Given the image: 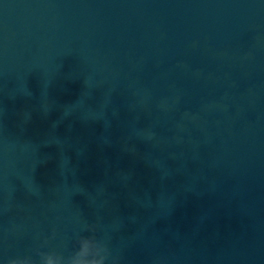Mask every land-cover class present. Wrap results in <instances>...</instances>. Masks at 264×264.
<instances>
[{
  "label": "water",
  "instance_id": "obj_1",
  "mask_svg": "<svg viewBox=\"0 0 264 264\" xmlns=\"http://www.w3.org/2000/svg\"><path fill=\"white\" fill-rule=\"evenodd\" d=\"M91 226L118 264H264V0H0V264Z\"/></svg>",
  "mask_w": 264,
  "mask_h": 264
},
{
  "label": "clouds",
  "instance_id": "obj_2",
  "mask_svg": "<svg viewBox=\"0 0 264 264\" xmlns=\"http://www.w3.org/2000/svg\"><path fill=\"white\" fill-rule=\"evenodd\" d=\"M87 242L96 246L103 255L99 258L98 264H108L109 259L111 258L112 264H118L119 257H112L111 249L108 242L96 234L95 226H91V233L87 235H80L77 239V246L75 249L68 255L58 252H48V255H56L62 261V264H71L73 259L79 257L81 248L84 243ZM9 264H35V261L30 256L25 257H15L9 260ZM82 264H97L95 257L89 255L82 258Z\"/></svg>",
  "mask_w": 264,
  "mask_h": 264
}]
</instances>
